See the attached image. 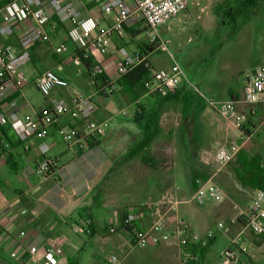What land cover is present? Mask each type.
Listing matches in <instances>:
<instances>
[{"label": "crops", "instance_id": "0c3cea01", "mask_svg": "<svg viewBox=\"0 0 264 264\" xmlns=\"http://www.w3.org/2000/svg\"><path fill=\"white\" fill-rule=\"evenodd\" d=\"M224 2H228V0H224ZM84 11L88 16L98 21V28L110 26L114 22V17L101 16L95 4L86 3ZM186 13L187 10L183 15H179L159 30L162 40L167 43H174L176 49L180 48V43L178 36H174L173 26H177ZM55 22L56 19L52 18L47 26L50 36L49 42L36 44L28 49L30 62L23 68L27 83L11 92L7 99L0 103V110L7 112L9 104L15 102L18 114L22 117L50 106L55 100L65 98L64 100L69 101L71 95L77 93L90 97L94 103L96 110L92 120L98 122L107 120L109 126L105 136L86 141L87 148L80 147L79 144L73 142H66L58 136L57 130L60 128H80L81 123L71 120L68 115L59 117L57 122L50 126L44 139L32 137L26 144L18 141L15 135L8 131V125L4 127L3 130L6 135L0 133V264H31L30 247L35 246L43 249L50 240L62 242L63 255L59 258L58 264H104L106 258L112 254L119 257V264H135L136 260L131 259L133 251L131 238L127 231L119 227L124 215L130 212V208L126 206V194H121L128 187L125 181L130 179L132 183L141 184L144 181V174L148 173L149 170H161V181L158 179L157 182V189L160 191L159 197L162 198L164 195L170 194L173 198L179 199L176 200L179 202L176 214L185 221L194 233H196V228L188 207L190 204L185 201L195 191L194 187L197 189L201 185L197 186V181L193 182L191 170L189 189L187 191L180 188L174 190V180L171 176L173 163L170 157H168L169 165H165L164 162L162 166L155 168L144 165L140 161V155L127 158L128 152L143 138L145 132L146 119L137 121L134 114L135 107L144 103L147 93L144 90L130 93L123 87L117 86L116 93L108 95V88H96L88 69L74 59L77 51L74 44L71 51L64 57L54 53V48L60 44L66 45L63 39V37L66 38V27ZM30 24V20L13 24L12 34L0 36V43L14 52H20L19 40L22 32ZM1 25L0 22V27ZM52 26L55 28L53 29ZM140 27L127 26L129 30L125 29L122 35L112 34L109 43L113 38L119 39L121 42H131L135 38L131 33L137 32ZM157 49L160 48L148 43L145 45L137 44L133 53L145 54L154 70H168L169 68L161 69L154 66L151 55ZM91 60L93 65L100 68L103 66V69H112L115 63L114 58H105V56L100 55L92 56ZM103 69L102 72L107 80L112 81ZM46 70L53 71L64 79L68 83V87L65 89L54 88L48 97H43L36 88V80ZM205 76L201 77L195 84L200 91H202V87L206 91L215 90L221 95V100H230L240 96L241 89L237 93L221 83L211 84L207 88L205 79L208 78ZM242 76L244 75L241 74L238 78L241 80ZM188 79L191 81L189 77ZM240 82L242 86V80ZM203 83H205L204 86ZM182 89L185 90L183 84L177 90L181 92ZM121 91L131 94L132 98L121 103L119 94ZM36 92L42 96L41 100H37ZM117 102H119L118 106ZM146 102L150 101L146 100ZM165 103L161 104L159 110L158 127L160 131L148 149L164 133L165 123L162 122L166 121V116L168 120L172 119V115H169L170 110L163 109L166 106ZM124 105L132 110L131 114H128L125 108L118 110V107ZM122 112L125 115H122ZM181 118H184L182 114ZM251 118V114L247 116V127L250 125L248 121ZM172 128H168L169 131L167 132L171 134ZM229 128L233 133L238 134L231 127ZM116 138L135 139L132 147L123 156L114 150ZM43 142L48 146L45 157L54 159L57 163L56 168L46 177H41L36 173V168L43 158L39 150V145ZM160 151L163 152V148H160ZM116 163H119V166L125 164L123 169L128 171L131 176L124 175L122 179L115 178L112 182L114 176L112 170ZM210 164L212 161L205 159L203 169L201 168L198 172L195 170L194 173L196 175L206 173L207 180L211 179L225 192L228 186L230 189L234 186L242 188L235 173L228 170L222 171V168L207 172L208 167L206 166H211ZM166 209H162L161 212L167 221L170 216L174 215L167 212ZM132 212L136 213V224L139 228L149 226L152 219L151 215L142 210ZM87 219L91 221L89 233L72 231L74 223ZM111 221L115 222V227H118L114 234L107 232L109 226L112 225ZM242 227L245 229L244 225ZM118 233L122 235L117 236ZM199 237L200 241L204 240L203 233H200ZM251 238L256 247L264 246L263 239L254 235ZM199 244L197 246L201 247L202 244ZM150 249H152V254L156 255L155 264H160L170 252L175 257V264H178V252L174 246L161 244L152 246ZM11 254H14V257ZM41 257L40 252L38 258ZM240 262L244 264L248 261L245 262L243 255H241Z\"/></svg>", "mask_w": 264, "mask_h": 264}, {"label": "built area", "instance_id": "2783aa9c", "mask_svg": "<svg viewBox=\"0 0 264 264\" xmlns=\"http://www.w3.org/2000/svg\"><path fill=\"white\" fill-rule=\"evenodd\" d=\"M86 3L97 5L101 16L114 17V22L110 26L98 28V21L84 11ZM187 7V0H5L3 6H0V22L2 23L0 36L11 35L12 25L15 23L30 20L31 24L22 32L19 40L20 52H14L0 43V103L6 100L15 89L27 83L23 68L30 62L28 49L33 45L49 42L47 26L50 19L55 18L56 24L65 26L66 37L76 49L90 57L106 55L110 36L122 35L127 26H145L151 32L148 44L167 51V42L162 40L159 30L184 13ZM52 28L54 29L55 26ZM66 50V45L60 44L54 48V53L60 55ZM121 51L125 55V51L123 49ZM146 58L142 53L137 52L118 61L117 77L109 82L107 94L112 95L117 88L115 82L134 64ZM100 71H102L101 68L95 66V73ZM241 80L239 97L214 101L205 98L197 85L188 79L184 70L177 63H173L168 70H152L148 80L144 82V89L147 95L164 97L174 93L183 84L202 97L221 119L238 133L243 144L248 139L250 129L247 127V115L240 109L242 107L264 109V63L253 74L242 76ZM67 87L68 83L50 70L44 71L36 80V88L43 97H48L54 88ZM95 110L90 97L77 93L71 95L69 101L55 100L50 106L22 117L18 114L17 104L12 102L7 112L0 110V127L8 125L17 140L26 144L32 137L44 139L50 126L57 122L59 117L68 115L71 120L81 123L80 128H60L57 130L58 136L66 142H73L87 148L86 141L105 136L109 126L107 120L100 122L92 120ZM122 115L125 113L122 112ZM241 145L233 143L221 148L215 155V161L221 166L230 163ZM39 150L43 158L36 168V173L46 177L56 168L57 163L54 159L45 157L48 146L44 142L39 145ZM223 200V191L211 179H208L195 189L185 202L202 204L204 201L221 203ZM178 204L179 202L173 200L170 194L164 195L161 200L146 203L140 208L152 216L148 227L139 228L136 224V213L132 211L124 215L119 227L127 231L133 248L143 250L161 244L174 246L178 252V264H191L195 260L192 248L200 245L199 243L204 246L213 238V233L206 232L204 240L200 241L199 235L192 232L185 221L176 214ZM164 208L174 215L167 221L161 212ZM243 224L252 235L264 240V191H253ZM217 227L222 228V224L218 223ZM117 229L118 227L111 225L107 232L114 234ZM90 230L91 221L88 219L72 225V231L75 233H89ZM40 252L42 257L38 258ZM29 253L31 264H58L59 258L63 255L62 242L50 240L43 249L30 247ZM243 254L241 246L232 241L222 254L221 264H241L240 257ZM11 256L14 257V254ZM119 263V257L112 254L106 258L104 264Z\"/></svg>", "mask_w": 264, "mask_h": 264}, {"label": "rangeland", "instance_id": "374dc122", "mask_svg": "<svg viewBox=\"0 0 264 264\" xmlns=\"http://www.w3.org/2000/svg\"><path fill=\"white\" fill-rule=\"evenodd\" d=\"M187 1L185 17H182L177 26H173L174 36H178L180 48L176 49L174 43H167V51L155 50L151 55L154 66L167 69L173 63H177L184 70L186 76L191 79V82H194L193 84L206 75L205 77L208 78L205 79L207 88L211 84L221 83L232 91L240 92L241 80L238 77L241 74H253L257 67L264 63V0L254 1L253 8L248 5L242 6L245 0ZM228 8L233 9L231 12L236 8L243 10L241 14L231 15ZM138 29L139 33L129 43L121 42L116 38L110 39L108 53L104 56L105 58H114L115 63L112 69H103V66L101 68L112 81L117 77V62L127 56H132L137 44L148 43L151 37L150 30L145 27ZM63 39L66 42L67 50L60 54V57L66 56L73 47V43L67 37H63ZM122 49L125 51V55L122 53ZM56 58L58 57L56 56ZM214 74L215 76H213ZM201 90L207 99L220 101L222 98L215 90L206 91L203 87ZM119 94L121 103L132 98L131 94L123 91ZM36 97L37 100L42 99V96L37 92ZM118 104L119 102H117V106ZM165 105L163 109L170 110L169 115H172V119L168 120L166 116V121L162 122L165 123L164 133L153 142L146 153L155 162V167L162 166L164 162L165 165H169L168 157L171 158L174 190L176 188L183 191L189 189L191 170L192 177H196L192 180L193 182L197 181V186L207 181L206 173L204 175L194 173L195 170L198 172L201 168L203 169L205 159L212 161L211 166H206L208 167L207 172L222 168V171L228 170L234 173L237 167L236 157L239 153L244 152L248 155L259 156L264 169L263 109L257 107H242L240 109L247 116L252 115V120L248 121L250 124L248 139L242 144L239 135L233 133L218 113L189 88L185 87L178 99L169 100ZM118 108V110L125 108L128 114L132 113V110L125 105ZM181 114L184 118H181ZM170 127H173L171 134L167 132ZM134 140L133 138L130 140L116 138L114 150L123 156L132 147ZM233 143L242 144L240 150L230 163L221 166L215 161V155L221 148ZM160 148H163L164 151L161 152ZM124 165L119 166V163H116L112 170L114 175L112 182L115 178L122 179L124 175L131 176L128 171L123 169ZM161 176L162 172L158 169L145 173L144 181L141 184L132 183L130 179L129 181L124 180L128 187L121 194H126V206L130 208V211H138L144 204L155 203L161 198L159 197L160 191L157 189V182ZM194 188L196 189V187ZM242 188L234 186L230 189L228 186L227 191H223L224 200L221 203L204 201L202 204L188 206L197 235L203 233V238H205L206 232L213 233L211 244L204 252L203 257L198 260V264H221L222 254L232 241L237 242L243 249L245 262L264 264V246L256 247L252 243V234L242 227L253 194L252 189ZM173 200L179 199L174 197ZM110 223L115 225L113 221ZM218 223L222 224V228L217 227ZM118 235L122 234L118 233ZM132 249L131 259L136 260L135 264H155L156 255L152 254L150 247L143 250ZM167 255L160 264H175L173 254L170 252Z\"/></svg>", "mask_w": 264, "mask_h": 264}, {"label": "trees", "instance_id": "16d2710c", "mask_svg": "<svg viewBox=\"0 0 264 264\" xmlns=\"http://www.w3.org/2000/svg\"><path fill=\"white\" fill-rule=\"evenodd\" d=\"M254 1L256 0H245L244 5L242 3V6L246 7L245 5H248L250 8H253L255 5ZM4 2L5 0H0V6H3ZM232 10L233 9H229L230 12ZM236 10L238 11L236 12ZM242 10L243 9L236 8L233 12H231V15L241 14ZM125 29L127 31L129 30L128 28ZM145 29L147 28L145 27ZM138 33L139 30L134 33L132 32L131 35L136 36ZM142 55L146 56L143 53ZM74 59H76L81 65L88 69L90 77L96 88H108L109 81L107 80L102 71L95 73V65L91 63L92 60L90 56L85 54L83 51L77 49ZM152 70H154V68L150 65L148 59L146 58L144 61L134 64L123 76H121L115 82L116 86L123 87L130 93H136L137 91L143 90L145 91L144 82L148 80ZM183 91V89L181 92H178V90H176L174 93H170L164 97L147 95L146 100H149L150 102L145 103V100L143 104H140L135 107V120L141 121L143 119H146L145 132L143 138L128 152L127 158H130L135 155H140V161L144 165H148L151 168H155V162L147 156L146 152L149 145L160 131L158 127L160 106L162 103L167 102L169 100L178 99ZM185 111L186 110L184 109V112ZM4 127L5 126H3V128L0 127V133L6 135V132L3 130ZM8 131L12 133L10 127L8 128ZM261 165L262 163L259 156L248 155L244 152L239 153V155H237L236 157L237 167L234 170L236 179L238 180L239 184L242 187H247L252 190L264 191V169ZM210 244L211 240L207 241L204 246H194L192 248V253L195 257V260L192 261L191 264H198V260L203 257L204 252L208 249Z\"/></svg>", "mask_w": 264, "mask_h": 264}]
</instances>
